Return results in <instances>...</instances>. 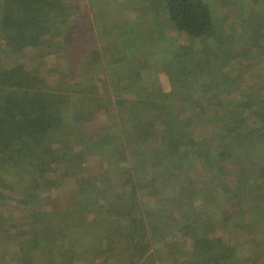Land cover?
Instances as JSON below:
<instances>
[{"label":"trees","instance_id":"1","mask_svg":"<svg viewBox=\"0 0 264 264\" xmlns=\"http://www.w3.org/2000/svg\"><path fill=\"white\" fill-rule=\"evenodd\" d=\"M77 1L0 0V157L8 158L26 175L27 180L24 181L27 183V189L28 186L35 188L37 195L38 190H42L41 179L47 174L46 169L54 156L49 138H55L52 134L56 133L58 139L62 127L71 124L70 117L64 114L66 108L61 105L70 95L62 88L50 85L41 73L28 70L18 63L6 64L5 61L7 54L21 51L29 45L40 44L43 31L59 34L63 30L62 25L76 15L75 10L79 8ZM243 2L244 0H240V6ZM145 3L142 7L144 20L152 18L158 26L169 24L177 34L183 36L180 38L182 41L176 36L166 34L160 26L153 27L155 32L150 35L144 32L149 35L148 38L143 36L140 39L135 27L124 21L95 22L90 27L91 32H95V40L99 46L89 49L88 57L77 55L75 65L78 66L88 58L89 71L98 65L101 66L103 73L96 79L97 83L105 82L106 89L96 91L94 95L86 89L83 109L89 122L98 118L110 101L107 104L104 98L99 102L92 100L99 94L110 95L118 106L139 111V114H131L128 119L133 148L136 152L140 149L143 160L160 159L157 158L159 156L169 157L172 154H166L173 153L174 157L168 159L172 158L175 164L173 170L183 168L186 164L190 167L186 170H206L208 178L205 175L204 177L207 182L201 179H187L189 186L191 183L195 184L186 192L194 190L197 193H186L182 197V200H189L186 205L179 202L180 209L187 214V221L181 228L176 227V230L183 231L184 227V235L193 239V251L196 253L189 258L190 264H225L233 258L238 249L229 236L230 231H227L230 222L238 227H245L243 219L246 214L256 213L248 224L250 226L264 215V180L259 179V174L264 173V96L257 94L247 84L241 87L239 79L243 77L247 81V77L243 76L246 72L252 75L259 70L264 72V38L258 47L263 50H254L257 51L254 56L240 52L242 56L238 53L235 58L227 60L225 45H231L234 42V34L238 35L239 31L244 37L241 30L252 22L258 23L261 33H264V8L258 15L261 21L259 22L252 20L248 7L237 8L234 2L232 7H228L231 9L227 14L223 12L222 6L219 7L221 1L215 4L213 0H145ZM260 3L264 6V0H260ZM227 4L226 2L223 5ZM123 9L124 12L127 10V14L131 12L128 0L125 1ZM124 12L122 13L125 20L131 22L132 18ZM158 19L164 20L159 23ZM144 23L151 24L148 21ZM72 30L63 33L65 38L71 36ZM64 31L67 32L66 29ZM230 31L234 34H230ZM171 37H175L176 41L173 42ZM107 38H111V42L106 41ZM105 42L108 46L117 44L120 48L117 59L115 51L108 54ZM145 48L148 49L144 52L146 59L137 61L135 53ZM132 60H135L134 69L125 65L130 64ZM243 60L247 62L241 63ZM161 63L165 68L161 67ZM153 68H159L157 71L162 70L169 75L172 82L169 92L155 95L152 86L146 87V97L135 100V104L120 97L121 93L136 88L137 72ZM156 73L159 76V72ZM126 103L128 105H125ZM134 116H139L140 121L137 124L131 122ZM73 124L79 126L81 121H73ZM115 133L117 131L109 132V138L112 139H109L108 143L105 142L110 148L118 141ZM119 133L123 135L124 130L121 129ZM162 140L166 142L165 152L158 155L161 153L159 148ZM127 150L108 156L113 158L115 155H122L127 161ZM182 151H187V154L181 158L179 154ZM119 158L122 162L123 159ZM132 166L134 169H142L140 165ZM235 168L241 170L239 176ZM29 176L33 177V181L29 180ZM180 178L178 177V180ZM136 181L139 180L133 179L130 182ZM130 182L120 184L128 195L136 194L141 189L147 190V183H152ZM13 191L14 183L0 176V239L4 236L8 246L14 245L18 232L29 227L31 239L27 241V246L50 255L53 250L48 248V240L42 237L47 231L57 228V221L49 217V211L45 208L46 198L38 197L39 204L27 194L17 196ZM77 192L80 202L78 212L82 211L84 215L85 210L96 211L98 205L102 209V217L98 218L95 224H99L104 230L121 232L124 236L126 246L120 251L119 256L122 258H117V264L127 263L128 259L130 264H142L151 249L167 243L165 239H159V232L165 227L149 219L142 202L135 203L128 199L124 206L117 204L115 217L118 220H110L108 207L106 209L105 206H100L99 200L93 199L95 203L89 199L83 201L82 190ZM220 192L221 200L218 199ZM246 194L252 195V203L255 204L248 209L241 198ZM187 207L191 208L190 211ZM215 215L220 218H214ZM62 218L65 217L59 213L58 219L63 220ZM19 223H24L22 228L17 225ZM10 225L15 230L12 231ZM212 226L222 231L221 235H218L220 237H217L220 245H215L210 236L211 232H215L210 229ZM247 229L248 227L239 231ZM65 237L62 235L59 240L67 245ZM76 240H79L78 245L82 244L81 239L77 237ZM263 244L262 240L261 246ZM126 248L131 251L130 258H124L125 255H122ZM67 249L72 250L68 247ZM71 257L69 261L76 258L74 255ZM260 261L262 262V259ZM53 262L54 260H49V264Z\"/></svg>","mask_w":264,"mask_h":264},{"label":"rangeland","instance_id":"2","mask_svg":"<svg viewBox=\"0 0 264 264\" xmlns=\"http://www.w3.org/2000/svg\"><path fill=\"white\" fill-rule=\"evenodd\" d=\"M125 1L78 0L79 8L77 7L75 10L76 15L62 25L61 28L63 30L59 34H51V31L48 34L46 31H43V37L41 36L42 39L39 41L40 44L29 45L21 51L7 54L6 64L11 65L13 63L12 65H14V63H18L24 65L28 70L39 72L50 85L62 88L65 93L70 95L61 105L66 108L64 114L70 117L71 124L67 127H62L63 130L59 131L58 139L56 133L52 134L56 139L49 138V141H51L50 149L54 153V156L46 169L48 171L47 174L41 179L43 181V183L41 182L42 190H38V195L35 188L28 186L29 188L27 189V183L24 181L27 180L26 175L20 172L17 166L8 158L2 159L0 157V176L9 180L10 183H14L15 191L13 193L17 196H25L27 194L34 201L45 197L47 201L45 208L49 211V217L57 221V228L47 231L45 236L42 237V239L48 240L46 244L54 252L51 251L50 255H46L38 251L39 249L32 250L30 246H27V241L31 239V231L28 227L26 230L18 232L17 242L14 245L8 246L4 236L0 239L2 242L0 246V264H49V260H54L53 263L56 264H117V258L121 257L119 256L121 254L120 251L126 246L124 236L121 232L111 231L110 229L104 230L99 224H95V221L102 217V209L98 205L96 211L85 210L84 215L82 211L78 212V204L80 202L77 190H82L81 200L85 201V199H89L92 203L99 200L100 206H105L106 209L108 207L107 214L110 216V220H118L115 217L118 207L115 208V206L117 204L124 206L127 200L130 199L135 203L142 202L143 209L147 211L149 219L165 227L162 230L163 232H159V239H165L167 243L151 249L147 259L142 264H190L189 258H192L194 256L193 253H196L193 251L195 249L193 239L184 235V227L182 228L183 231L176 230V227L181 228L187 221L185 219L187 214L182 212L183 209H180L179 202H183L186 205L189 200H182V197L186 193H197L194 190L186 192V190L195 184L191 183L189 186L187 179H201V181L207 182L206 178H208V175L205 173L206 170L204 168L202 170L197 168L194 171L190 169L186 170L190 168L187 164L183 168L173 170L175 166L172 160L174 157L173 153L166 154H172L169 157L161 158L159 156L157 158L160 159L148 158L147 160H143V154H141L140 149L136 152L133 148L128 119L131 114L136 112L139 114V111L118 106L115 99L110 95L103 96L99 94L94 100L91 99L93 102H99L103 101L102 99L104 98V102L106 101L107 104L110 101L109 105L105 107V111L98 118L89 122V118L86 117L85 110L83 109V104H85L84 98L87 95L85 91H91V95H94L96 91H105L106 89L104 86L105 82L97 83L98 77H101L100 75L103 73L101 66L97 64L98 66L94 70L89 71L88 58L84 59L78 66L75 65L77 64L75 61L77 55L88 57L87 55L90 53L88 50L94 46L97 48L99 46L95 40V32H91L90 27L95 22L111 23L112 21H124L135 27L136 31L140 34V39L143 36L148 38L152 32H155L153 27L159 26L164 28L166 34L176 36L178 40L183 37L177 34L169 24H164V26L159 24L158 26L152 18L144 20L142 7L146 5L145 0H128L132 8L131 12H128L129 14H127V10L125 12L124 9L122 10ZM220 1L219 7L222 6L225 14L230 12L231 8L228 7H232L234 3L238 6L237 8L240 6V0H213L215 4H218ZM226 2L228 6L223 5ZM243 6L248 7L252 20L259 21L258 15L261 9L264 8L260 0H244L240 8H243ZM122 12L129 18H132L130 19L131 22L125 20V15ZM142 20L144 22H151V24H145ZM163 20L160 21L158 19V22L161 23ZM71 29H73V33L71 36L65 38L66 35H63V33H69ZM241 31L244 32V37L240 31L238 35L230 31V34L232 32L235 37L231 45H225V49L227 50L225 58L227 60L235 58V54L237 55L238 53L239 56H242V54L254 56L257 52L254 50H263L258 48L261 40L264 38V33H261L258 23L252 22L250 26L244 27ZM144 32H147L149 35ZM53 34L55 35L53 36ZM171 38L173 42L176 41L175 37ZM235 38H237L236 42ZM65 39L69 40L65 41ZM106 41L111 42V38H107ZM105 43L108 46V43ZM145 50L147 52L148 49H140L135 53L137 54V61L147 56L146 54L144 55ZM107 51H109L108 54L115 51L114 54H116L115 58L117 59L120 48H118L117 44H112L107 47ZM134 61L132 60L130 64H125L126 67L131 69L134 66ZM246 62L243 60L241 63ZM162 65L161 67L165 68V65ZM159 68H153L152 70L145 69L137 72V77H135L136 88L126 93L120 92V97L135 104V100H142L146 97V87L152 86V91L155 95L157 93L163 94L169 92L172 89L171 79L162 70L157 71ZM156 72H159V76ZM253 74H248L247 72L243 74L244 77H247V81L243 77H238L242 83L241 87L247 84L257 94L264 96L262 92L264 91V72L259 70ZM109 98L112 100H109ZM125 105H128V103ZM73 121H81V124L79 126L74 125ZM138 121H140L139 116H134L131 122L137 124ZM121 129L124 130L123 135L119 133ZM112 131H117L115 137L118 138V141L110 148V145L105 144L108 143L109 139H112L109 138V132ZM121 137L123 139H120ZM54 139L55 141H53ZM160 143L159 151L161 153L158 155H163L165 152L164 144L166 142L162 140ZM125 150L129 152L127 161L122 155L118 156L124 162H121L120 158L116 155L113 158L108 156L118 151L122 153ZM184 154H187V151H182L179 155L182 158ZM170 157L172 158L168 160ZM132 164L140 165L139 167H142V169H134ZM235 165L237 166V164ZM236 171L239 176L241 170L236 169ZM177 176L181 177L180 179L182 180H178ZM259 176L260 180H264V173L262 175L259 174ZM133 179L139 181L130 182ZM29 180L33 181V177L29 176ZM149 181L152 183H147V190L141 189L138 193H132L131 195L122 190L120 185L121 183H146ZM153 182L157 185H154ZM183 184L187 185L183 186ZM24 188L27 190L24 191ZM217 189L218 187L216 191ZM251 196L250 194H246L241 197L246 209L252 205L255 206L252 203ZM221 197L220 192L218 199L221 200ZM37 202L40 204V200ZM43 203L44 201L41 204ZM258 206L256 208L259 211ZM186 209L190 211L189 209L191 208L187 207ZM54 210L58 211L54 212ZM262 210L264 211V206ZM59 213L65 217L62 218L63 220L58 219ZM255 215L257 214H246V217L243 219L245 227H238V225L236 226L233 222H230V228L227 231H230L229 236L238 249L233 258L225 264H264V244L261 246V241H264V215H261L262 217L259 220L248 226ZM16 217L14 215L15 219H17ZM214 218L219 219L220 216L215 215ZM24 223L17 225L22 228ZM12 225L9 228L13 231L15 229L12 228ZM91 226L92 228H90ZM246 227H248L247 230L239 231ZM210 229L215 231L210 233L215 245H220V240L217 237H220L218 235H221L222 231L217 230L216 227L213 228V226ZM62 235L66 236L67 245L60 243L61 240L59 238ZM77 237L82 240V244H79L81 248L78 245L79 240H76ZM244 242L246 243L243 244ZM67 247L72 250L67 249ZM125 250L122 255H125L124 258H130V249L126 248ZM73 255L76 258L69 261V257ZM164 258L167 260H164ZM261 259L262 262L260 261ZM124 263L120 262L119 264ZM125 264H130L129 259Z\"/></svg>","mask_w":264,"mask_h":264}]
</instances>
